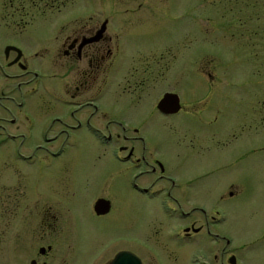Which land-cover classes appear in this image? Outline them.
Listing matches in <instances>:
<instances>
[{
	"label": "rangeland",
	"instance_id": "rangeland-1",
	"mask_svg": "<svg viewBox=\"0 0 264 264\" xmlns=\"http://www.w3.org/2000/svg\"><path fill=\"white\" fill-rule=\"evenodd\" d=\"M104 3L103 7L108 8V3ZM151 3L155 6L146 13H155L162 19L182 16L177 21L161 23L152 32L144 26L147 34L130 37V49L136 42L142 44L151 39L168 42L181 31L182 36L186 30L190 32L192 27L196 33L192 48L187 49L190 45L183 38L182 68L169 73L170 78L164 82L165 88L180 93L187 112L164 116L154 112L142 130L148 149L162 159L176 186L170 195L139 193L121 174L125 164L109 152L97 158L90 138L74 149L64 144L61 135L50 147L51 151L63 148L60 155H48L46 150L32 155V160L50 164L44 170L40 166L19 167L31 179L37 178L42 192L48 191L52 175H57L56 180L69 177L76 190L72 198H52L53 211L59 217L57 224L62 229L51 241L48 263L64 264L65 259L69 264H103L115 251L125 249L136 254L142 264H222L224 248L225 255L234 256V264H264V0ZM102 11V15L109 13ZM34 31L30 26L14 37L0 22V46L15 43L28 52L30 46L46 45L40 44ZM3 70L6 68L0 57V91H10L13 100L23 102L26 109L23 96L35 94L37 87L33 90V85L24 84L22 79H7ZM19 82L22 83L18 89ZM3 103L14 105L5 100ZM129 119L139 124L144 118L130 114ZM16 121L35 124L30 114L28 118L17 117ZM16 133L13 139L0 133V180L6 148L15 154L21 142L42 141L40 132L32 127L19 128ZM195 141L202 146L197 147ZM112 168L118 174L110 179ZM193 177L196 180L190 182ZM166 186L171 188L169 183ZM100 195L111 201V209L97 215L92 205ZM63 204L71 206V211H65ZM16 215H6L0 208V264H20L21 259L28 264L37 248L48 242L40 241L29 231L36 219L33 214ZM192 220L202 229L190 243L181 240L176 231ZM17 233L20 239L16 238ZM214 235L224 236L228 243L214 239ZM65 237L69 238L67 244ZM181 241L183 244L178 247Z\"/></svg>",
	"mask_w": 264,
	"mask_h": 264
},
{
	"label": "flooded vegetation",
	"instance_id": "flooded-vegetation-1",
	"mask_svg": "<svg viewBox=\"0 0 264 264\" xmlns=\"http://www.w3.org/2000/svg\"><path fill=\"white\" fill-rule=\"evenodd\" d=\"M104 2L108 3V8L103 7ZM152 6L155 4L152 5L151 0H0L2 26L14 37H19L31 26L41 39L40 44L46 43L30 46L28 52L15 43L0 46V57L7 70H3L5 77L22 79L24 84L33 85V90L38 89L35 94L23 96L26 109L23 102L13 100L10 91H0V133L13 139L17 137V129L32 127L40 132L42 139L40 142L19 143L15 154L6 148L1 165L2 213L33 214L36 221L29 231L40 241H48L37 248L28 264H49L47 259L53 249L51 241L56 231L62 229V225L57 224L59 217L53 211L52 198H72L76 190L69 177L56 180L57 175H52L48 191L42 192L37 178L31 179L30 174H24L19 167L40 166L44 170L50 164L38 163L32 160V155L38 150L49 151L51 156L60 155L63 148L51 151L50 147L61 135L64 144L74 149L82 145V140L90 138L89 143L96 149L97 158L109 152L114 159L125 164L121 174L139 193L154 196L156 192H166L170 195L176 186L175 178L166 173L162 159L148 149L142 130L154 112L163 116L187 112L188 106L182 103L180 93L165 88L164 82L170 78L169 73L179 72L182 68L180 43L183 38L190 45L187 49L192 48L196 33L192 27L190 32L186 30L182 36L181 31L168 42L151 39L147 43L136 42L130 49V37L147 34L144 26L152 32L161 23L177 21L182 16L170 15L162 19L155 13H146L145 10L150 11ZM102 10L109 13L102 15ZM208 75L211 79L212 75ZM21 83H18V89ZM165 93L178 95L180 108L177 112L165 113L158 108ZM3 100L14 102V105L8 106ZM29 114L35 118L34 125L16 121L17 117L28 118ZM130 114L144 119L134 124L129 119ZM51 130L55 132L49 134ZM211 134L213 139L214 133ZM195 145L202 146L199 141H195ZM205 145L208 148V144ZM114 170L110 171V179L118 174ZM194 180L195 177L189 179L190 182ZM167 183L171 188H167ZM98 198L108 199L105 195ZM62 208L71 211L69 205L63 204ZM17 218L16 215L14 220ZM22 220L23 217L18 223L22 224ZM66 223L67 227L70 226L69 220ZM201 229L202 225L192 220L176 234L181 240L193 243V235ZM15 236L21 238L19 233ZM67 237L64 238L66 244ZM214 239L228 243L224 236L214 235ZM182 244L181 241L178 247ZM221 250L222 264H230L231 254L225 255L224 248ZM117 252L103 264H109ZM185 257L188 259V255ZM20 264H25L22 259ZM64 264L69 261L64 259Z\"/></svg>",
	"mask_w": 264,
	"mask_h": 264
},
{
	"label": "water",
	"instance_id": "water-1",
	"mask_svg": "<svg viewBox=\"0 0 264 264\" xmlns=\"http://www.w3.org/2000/svg\"><path fill=\"white\" fill-rule=\"evenodd\" d=\"M158 108L165 113L177 112L180 108L177 94L165 93L158 103ZM110 208V201L105 198H98L93 204V210L96 214H104ZM230 264L235 263L234 256L229 258ZM109 264H142L141 259L131 251L120 250L110 260Z\"/></svg>",
	"mask_w": 264,
	"mask_h": 264
}]
</instances>
